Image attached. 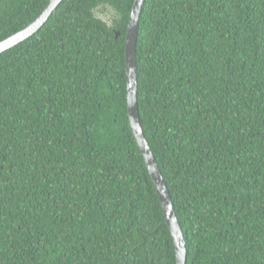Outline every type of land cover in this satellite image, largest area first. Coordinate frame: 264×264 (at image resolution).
Segmentation results:
<instances>
[{
  "label": "trees",
  "instance_id": "16d2710c",
  "mask_svg": "<svg viewBox=\"0 0 264 264\" xmlns=\"http://www.w3.org/2000/svg\"><path fill=\"white\" fill-rule=\"evenodd\" d=\"M135 1L65 0L0 55V264H177L128 117ZM50 2L0 0V43ZM137 75L187 264H264V0H146Z\"/></svg>",
  "mask_w": 264,
  "mask_h": 264
},
{
  "label": "water",
  "instance_id": "95a60500",
  "mask_svg": "<svg viewBox=\"0 0 264 264\" xmlns=\"http://www.w3.org/2000/svg\"><path fill=\"white\" fill-rule=\"evenodd\" d=\"M65 0H51L43 13L29 26L0 43V55L18 46L34 36L49 21L54 12ZM146 0H136L128 25L125 42V62L127 76V99L128 117L134 137L144 157L146 166L156 188L163 211L166 224L170 229L176 251L177 264H187L188 250L186 240L177 217L169 188L159 169L153 152L143 132L138 103V75H137V48L139 41L140 18ZM120 36L117 33L116 38Z\"/></svg>",
  "mask_w": 264,
  "mask_h": 264
},
{
  "label": "rangeland",
  "instance_id": "374dc122",
  "mask_svg": "<svg viewBox=\"0 0 264 264\" xmlns=\"http://www.w3.org/2000/svg\"><path fill=\"white\" fill-rule=\"evenodd\" d=\"M96 16L106 23L109 26L112 25L113 20L116 18V15L113 11L109 10L108 8H101L96 12Z\"/></svg>",
  "mask_w": 264,
  "mask_h": 264
}]
</instances>
